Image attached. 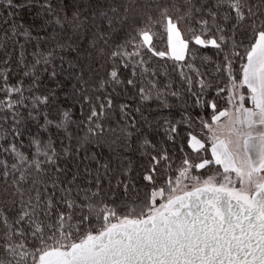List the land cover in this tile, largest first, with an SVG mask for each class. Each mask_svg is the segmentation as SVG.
<instances>
[{
  "label": "snow or ice",
  "instance_id": "snow-or-ice-1",
  "mask_svg": "<svg viewBox=\"0 0 264 264\" xmlns=\"http://www.w3.org/2000/svg\"><path fill=\"white\" fill-rule=\"evenodd\" d=\"M7 5L11 10L0 14V63L5 66L0 68V91L6 96L0 108L10 112L12 142L6 148L0 146V151L9 153L14 162L0 160V264H264V0H7ZM153 11L163 18L176 61L185 59L190 43L178 27L179 20L200 25V34L191 29V40L195 45L212 46L222 58L216 69L226 71L228 85L217 86L216 97L227 92L226 106L220 108L217 99L206 97L211 85L203 79L196 92L191 78L183 77L191 107L211 113L208 119L196 117L199 133L186 134L187 145L199 162L192 163L185 154L175 180L156 187L157 166L169 156L167 150L151 156L141 177L153 185L150 193L141 204L129 207L126 215L118 216L114 208L97 201L111 170V158L101 162L106 144L96 139L104 129L100 124L93 126L104 114V106L99 113L91 109L87 133L73 147L70 127L76 121L69 105L78 99L91 103L82 95L85 76L113 45L116 50L111 51V58L123 57L122 66L132 68L133 79L127 84L133 87L137 86L136 69L146 63L142 50L168 55L154 51L156 33L136 27L142 18L151 21L148 14ZM172 11L176 21L169 14ZM21 13H26L27 20ZM207 32L218 35L209 38ZM19 36L34 42L30 54L16 39ZM129 45L134 51H126ZM237 61L239 68H234ZM13 62L31 80L27 88L23 79L8 84ZM147 72L143 68L142 74ZM196 74L200 75L198 70ZM109 76L112 83H123L115 67ZM167 87L157 88L155 111L171 108L169 97L181 99L180 93L169 92ZM139 95L141 101L153 98L143 87ZM107 105L111 108L110 99ZM184 105L186 109V101ZM127 107L120 106L127 121L121 134L109 129L115 138L107 149L118 164L122 163L120 152L130 148L133 137L153 127L151 110L145 115L135 109L140 115L137 121ZM17 108L27 109L29 120L43 118L37 134H31L30 144L35 148L31 157L15 143L24 135L21 126L25 123ZM52 111L58 113L55 119L48 118ZM162 119L165 134L173 140L180 123L191 126L194 122L191 116L177 124ZM52 128L64 133L59 152L51 136L47 143L38 138L39 132ZM150 144L145 139L142 146ZM89 147L98 151L88 155ZM212 166L222 171L205 179L192 174ZM87 177H92L87 183L95 191L77 183ZM72 196L80 202L70 200ZM77 211L73 230L69 222Z\"/></svg>",
  "mask_w": 264,
  "mask_h": 264
},
{
  "label": "trees",
  "instance_id": "trees-1",
  "mask_svg": "<svg viewBox=\"0 0 264 264\" xmlns=\"http://www.w3.org/2000/svg\"><path fill=\"white\" fill-rule=\"evenodd\" d=\"M180 2V0H176ZM5 9L11 10L7 5V0H0V14L6 15ZM227 10V6H225ZM173 20L176 21L177 14L175 11L169 13ZM27 20L26 13H21ZM152 20L149 21L147 17L142 18L140 23L136 27H144L145 30L156 33L153 37L154 51H164L167 53L168 42L165 32V23L159 12L153 11L149 13ZM183 37L190 40L189 49L185 53V59L183 61H176L173 57L166 55L165 57H159L154 55L152 52H144L142 50V58L145 60V64L142 67L136 69V87L127 84L129 79H133L132 68H125L122 66L123 57L112 59L111 51H115L116 47H113L107 52L104 59L99 64H93V70L90 74L85 76L87 82L82 92L83 96L90 98L91 103L84 100H76L70 102V110L72 112V119L76 121L75 124L71 125L70 131L73 133L75 139L73 140V147L76 146V139L83 137L87 133L88 122L87 117L91 114V109L96 108L97 112H100L101 105L104 106V114L99 116L98 119L94 120L95 124H100L104 129L101 136L96 139L105 142L106 147L101 155V162L107 161L111 158L110 172L103 179V188L100 192V196L97 197V201H103L109 207L114 208L118 216L127 214V209L134 204H141L150 193L153 185L144 181L141 177L147 171L151 164V156L161 153L162 150H167L169 160L161 161L157 166L156 174L153 177L155 186L160 187L165 184L168 179H175L178 174V170L182 165V161L187 154L188 158L192 163H198L199 158L192 152L187 145L186 134L188 131H193L194 134L200 132L199 122L196 119L197 116H202L205 119L210 117V111H206L201 108H193L192 99L187 92V82L184 80V76H188L192 80V90L198 92L200 85L198 81L203 79L205 83L210 84L211 87L206 89V97L208 99H217L218 106L223 108L226 106L227 92L222 93L219 97H216V88H225L228 85V77L226 71L217 72L216 65L222 64V58L217 55V50L212 46H201L195 45L194 41L191 40V29L196 30V34H200L201 27L191 20L181 19L178 22ZM218 35V33L207 32L206 36L209 38L212 35ZM3 35V33H0ZM20 44L25 45L26 53L30 54L34 50V42L27 41L25 37H16ZM120 39H124V34H120ZM120 41L118 40L117 43ZM247 42V41H245ZM11 51V49H9ZM16 51H19L17 46ZM127 52H132L134 49L129 45L126 49ZM137 57L136 59H140ZM31 57L29 55V61ZM3 60V54L0 53V61ZM135 61H130L134 63ZM191 66V67H190ZM5 66L0 63V68ZM11 72L8 73V84H17L21 79L25 88L31 83V80L27 77H23L24 69L16 65L13 62L11 65ZM113 67L118 71V78L123 83L114 84L111 82L109 73ZM143 68H147L148 72L142 74ZM234 68H239V61L234 64ZM196 70L199 71L200 75L196 74ZM152 73H155L153 75ZM183 73V75H182ZM3 81L0 80V84ZM153 84L157 87L154 88ZM103 85V87L101 86ZM167 87V91H176L181 94V99L169 97V104L171 108L161 109L155 111L159 101L155 99L157 88L164 90ZM143 87L145 92H151L152 99L149 101H141L139 95V88ZM39 95V93H35ZM27 96L28 93L26 92ZM79 95V94H78ZM5 93L0 91V100H5ZM112 101L111 108H108V100ZM187 102V108L185 109L184 102ZM121 105H127L126 111L130 115L134 116L137 121L140 120V115L135 112V109L140 108L145 115H151L149 118L153 121V127L147 129L143 135L134 136L130 148L124 152H120L122 163H117L115 156L110 153L107 149V145L115 138L113 131L116 135L121 134V129L127 123L126 119L121 114ZM31 105L29 104V108ZM15 111L22 113L25 123L21 126L24 129V135L16 140L17 147L23 151L26 155L31 157V154L35 152V148L30 144L31 134H37L38 124L43 123V118L39 121H32L27 119V109L17 108ZM58 113L52 111L49 115V119H55ZM7 116L8 119L4 120L3 117ZM191 116L193 123L191 126L187 123H180L177 128L175 138L169 139L168 135L165 134V126L163 125V119L167 118L172 124L182 121L184 118ZM159 121V123H157ZM79 125V127H77ZM11 127V115L7 110L0 108V146L8 147L9 143L12 142V137L9 135V129ZM112 129L113 131H109ZM130 130V129H129ZM49 136L57 152L61 150L62 145L59 143L64 137L62 131H57L55 128L49 130L48 133L39 132L38 138L48 142ZM147 139L151 142L148 146H142L143 141ZM67 144V141H65ZM154 146V149H153ZM183 149V150H181ZM98 151L95 148H88V155L92 152ZM84 153H81L83 155ZM208 156V154H203ZM40 159H44L40 157ZM0 160H7L9 164L14 162L13 157L9 153L0 151ZM130 161V163H129ZM170 166V167H169ZM92 168L96 167V164L91 165ZM211 172V168L194 170L195 175H204ZM35 169H32V175H35ZM92 177L84 178L82 181L77 183L81 187H91L95 191L94 185H88L87 181L91 180ZM109 181L111 182L109 184ZM124 184L128 187L125 189ZM83 194H81V198ZM70 200L75 199L77 203L80 201L75 196L69 197ZM64 210V209H61ZM68 212H66V215ZM73 219L69 222L75 230V225L78 223L79 213L73 212ZM99 225L94 223V227ZM85 229H81L83 232Z\"/></svg>",
  "mask_w": 264,
  "mask_h": 264
},
{
  "label": "rangeland",
  "instance_id": "rangeland-1",
  "mask_svg": "<svg viewBox=\"0 0 264 264\" xmlns=\"http://www.w3.org/2000/svg\"><path fill=\"white\" fill-rule=\"evenodd\" d=\"M167 53L169 54V56H171V49H170V47H169V45H168V50H167ZM172 57V56H171ZM208 154V157L210 158V153H207ZM222 171V169L220 168V166H212L211 167V172L210 173H207V174H204V175H201L200 177H201V179H205V178H207L208 176H211V175H213L214 173H216L217 171ZM192 174L193 175H195L193 172H192ZM175 180V179H174ZM125 215V214H124ZM99 227V226H98ZM97 227V228H98Z\"/></svg>",
  "mask_w": 264,
  "mask_h": 264
}]
</instances>
